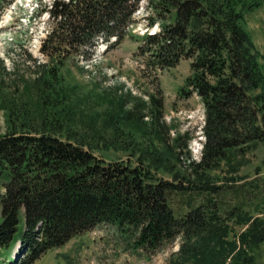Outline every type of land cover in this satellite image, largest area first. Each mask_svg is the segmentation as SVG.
Masks as SVG:
<instances>
[{
  "label": "trees",
  "instance_id": "trees-1",
  "mask_svg": "<svg viewBox=\"0 0 264 264\" xmlns=\"http://www.w3.org/2000/svg\"><path fill=\"white\" fill-rule=\"evenodd\" d=\"M9 1L0 0V13ZM140 1L55 0L48 9L54 26L41 46L46 61L34 59L39 74L19 92L0 79V264H32L101 223L116 225L145 251L180 237V264H257L249 250L264 241V189L251 198L256 216L241 204L223 208L215 198L221 186L208 174L264 145V55L245 26V13L264 0H146L161 16L159 30L143 36L148 63L168 68L191 59L180 92L196 93L205 109L201 157L191 162L195 178L171 179L158 174L179 159L168 144L142 147L136 161L106 154L135 156V128L145 130L137 105H127L129 93L93 87L83 94L69 81V56L87 59L99 39L121 40ZM94 102L106 107L91 111ZM153 104L158 123L161 105ZM188 190L206 198L177 215L169 197ZM227 221L246 225L236 239L226 238Z\"/></svg>",
  "mask_w": 264,
  "mask_h": 264
},
{
  "label": "rangeland",
  "instance_id": "rangeland-1",
  "mask_svg": "<svg viewBox=\"0 0 264 264\" xmlns=\"http://www.w3.org/2000/svg\"><path fill=\"white\" fill-rule=\"evenodd\" d=\"M52 1L36 0L38 7L33 10L29 7L35 4L34 0H10L1 6L0 79L10 87L9 91L16 86L19 87L18 92L22 91L21 86L39 74L36 64L46 61L40 47L54 26L52 16L46 11ZM149 6L146 0L138 3L132 14L133 23L121 40L112 37L104 42L99 39L87 59L83 56H69V81L79 84L83 94L93 87L99 92L117 88L118 94L129 93L133 98L128 100V107L137 105L136 110L147 122L141 125L145 130L135 128V156L127 150L111 149L106 153L108 157H130L136 161L142 147L158 146L162 149L165 143L179 153V159L170 158L168 168L161 169L158 174L169 179L175 175L195 178L192 174V167L195 166L191 162H197L201 157L202 144L198 138L203 135L204 105L196 93L188 92L190 89L180 92L181 88L186 87L185 80L191 72V59L182 58L175 66L168 68L154 67L148 63L149 57L141 49L143 36L159 30L157 18L161 17ZM245 26L256 48L264 55V1L259 7L245 13ZM80 48L87 49L85 46ZM74 63L84 66V70L81 71ZM153 98L161 105L158 123ZM89 104L86 105L90 107ZM105 107V103L94 102L91 111H102ZM77 124L82 126L81 123ZM5 127L4 111L0 110V133L5 131ZM239 176L241 179L237 178ZM208 180L221 186L223 192L215 196L221 207L230 208L241 204L245 206L244 211L256 216L259 211L252 206L251 200L258 192L256 188L264 189V145L253 153L239 157L232 168L223 164L211 170ZM3 183L4 179L0 177V195L4 191ZM205 198L203 191L188 190L183 194H172L169 201L179 215ZM227 223L230 226L227 239H236L246 227L245 224L232 221ZM181 243L182 239L177 237L154 251H145L135 247L130 234L122 232L116 225L101 223L73 236L63 245L48 250L32 264H180ZM17 250L18 243L11 249V253L15 254ZM249 252L255 255L257 264H264V241Z\"/></svg>",
  "mask_w": 264,
  "mask_h": 264
}]
</instances>
